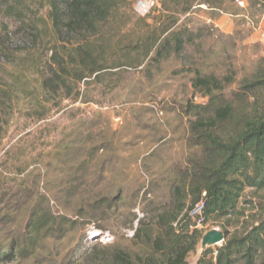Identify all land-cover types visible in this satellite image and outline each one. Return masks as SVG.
Instances as JSON below:
<instances>
[{
  "label": "rangeland",
  "instance_id": "obj_1",
  "mask_svg": "<svg viewBox=\"0 0 264 264\" xmlns=\"http://www.w3.org/2000/svg\"><path fill=\"white\" fill-rule=\"evenodd\" d=\"M11 4V13L21 15L8 16L0 5V89L5 91L10 88L3 80L19 70L20 58L41 57L47 69L44 52L51 41L59 43L62 55L75 43L71 36L31 37L36 18L48 20L46 0ZM204 7L177 16L178 28L190 32L181 54L110 73L86 90L82 99L87 103L71 101L73 95L65 91L44 93L39 83L29 89L31 99L21 89L9 95L12 104L5 103L1 111L7 124L0 140V191L6 201L19 205L9 211L0 204V217L12 216L8 227L21 235L29 213L42 203L66 223L32 255L21 253L12 264H111L116 254L136 250L138 222L155 224L161 214L175 213L179 199L174 187L188 171L189 159L199 156V149L188 145L193 119L187 109L203 104L205 90L196 92L194 81L217 84L214 91L231 98L264 67V47L256 31L264 32V9L255 0H247L244 10L232 0H210ZM118 9L126 27L117 22L103 32L120 28L119 38L125 40L161 14L145 13L137 0H122ZM37 74L32 78L37 80ZM244 200L242 225L264 214V194L249 193ZM223 227V222L210 223L198 230L202 239ZM238 229L227 228L231 233ZM204 250L200 240L186 264H196Z\"/></svg>",
  "mask_w": 264,
  "mask_h": 264
},
{
  "label": "trees",
  "instance_id": "obj_2",
  "mask_svg": "<svg viewBox=\"0 0 264 264\" xmlns=\"http://www.w3.org/2000/svg\"><path fill=\"white\" fill-rule=\"evenodd\" d=\"M12 1L0 0V5L6 6L8 16L18 17L19 12L11 13ZM46 1L48 20L36 18V24L29 29L31 37L51 40L54 35L67 39L71 36L75 43L65 48L62 55L59 43L51 41L44 52L47 69L41 57L32 60L26 54L20 58L19 70L3 80L9 91L0 89V140L7 124L2 121L1 111L5 103H11L12 93L21 89L24 97L31 99L28 91L33 83H39L44 93L57 95L65 91L73 95L71 101L80 98L87 103L82 99L86 90L110 73L158 64L181 54L190 41V32L178 28L177 16L195 6H209L210 2L164 0L158 18L149 25H139L136 37L125 40L119 38L120 28L113 33L103 32L105 26L117 22L126 27V20L118 13L122 0ZM255 1L264 9V0ZM90 33L97 35L88 37ZM30 43L26 39V44ZM34 72H39L37 80L32 78ZM213 85L216 89L217 84L206 79L193 84L196 92L205 90L200 95L203 104H192L187 109L193 119L188 145L199 149V156L189 159L188 171L181 184L174 187L179 199L175 213L161 214L155 224L138 222L133 233L136 250L116 254L111 264H186L188 255L201 240L198 226L221 222L226 224L221 229L225 241L214 250L206 248L196 264H264V214L244 220L242 225L245 196L264 194V67L256 70L231 98L216 93ZM0 204L11 211L19 202L6 201L0 191ZM199 206L202 208L193 213ZM63 219L37 203L23 233L18 235L8 227L14 218L8 214L1 216L0 264L14 263L21 253L32 255L47 236L62 232L66 225ZM236 227L240 229L232 233L227 230Z\"/></svg>",
  "mask_w": 264,
  "mask_h": 264
},
{
  "label": "built area",
  "instance_id": "obj_3",
  "mask_svg": "<svg viewBox=\"0 0 264 264\" xmlns=\"http://www.w3.org/2000/svg\"><path fill=\"white\" fill-rule=\"evenodd\" d=\"M164 0H137V7L144 11L145 13H148L150 11H159L161 10L162 3ZM233 3L236 7H238L241 10H244L247 6V0H233ZM201 8L205 9L204 6H200ZM263 18H264V12H263ZM258 33L259 42L264 47V32L261 29L256 30ZM202 208V206L197 207L193 213H196Z\"/></svg>",
  "mask_w": 264,
  "mask_h": 264
},
{
  "label": "water",
  "instance_id": "obj_4",
  "mask_svg": "<svg viewBox=\"0 0 264 264\" xmlns=\"http://www.w3.org/2000/svg\"><path fill=\"white\" fill-rule=\"evenodd\" d=\"M225 241V235L222 231L212 230L206 233L201 239V248L204 250L209 247L219 246Z\"/></svg>",
  "mask_w": 264,
  "mask_h": 264
}]
</instances>
